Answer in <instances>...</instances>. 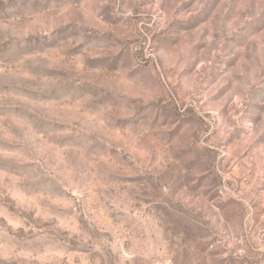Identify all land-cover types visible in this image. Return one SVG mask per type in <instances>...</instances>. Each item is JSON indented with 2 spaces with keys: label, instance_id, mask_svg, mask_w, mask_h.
I'll use <instances>...</instances> for the list:
<instances>
[{
  "label": "clouds",
  "instance_id": "9594fccd",
  "mask_svg": "<svg viewBox=\"0 0 264 264\" xmlns=\"http://www.w3.org/2000/svg\"><path fill=\"white\" fill-rule=\"evenodd\" d=\"M0 264H264V0H0Z\"/></svg>",
  "mask_w": 264,
  "mask_h": 264
}]
</instances>
